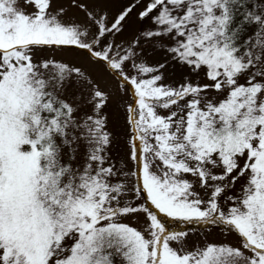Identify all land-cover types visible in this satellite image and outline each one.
Here are the masks:
<instances>
[{
	"label": "snow or ice",
	"instance_id": "obj_1",
	"mask_svg": "<svg viewBox=\"0 0 264 264\" xmlns=\"http://www.w3.org/2000/svg\"><path fill=\"white\" fill-rule=\"evenodd\" d=\"M112 3L0 0V264H264V0Z\"/></svg>",
	"mask_w": 264,
	"mask_h": 264
},
{
	"label": "rangeland",
	"instance_id": "obj_2",
	"mask_svg": "<svg viewBox=\"0 0 264 264\" xmlns=\"http://www.w3.org/2000/svg\"><path fill=\"white\" fill-rule=\"evenodd\" d=\"M120 0H113V3L109 5L112 11H116L120 7ZM139 9H137L138 11ZM69 15H77L78 18H82L81 14L76 13L75 10L69 12ZM141 27L138 21L135 19V12L132 17L129 19L128 24L126 25L125 31L121 36L117 37V41L124 40L129 41L132 39L134 33L137 29ZM148 51V63L155 64L157 62H163V56L161 53L152 54L150 50ZM45 54H49L48 50H45ZM52 55L56 58H63L65 60H72L77 63L84 64L86 67L94 73L96 79L101 83L102 86H115V80L110 76V74L104 72L102 66L88 65L86 59L83 55L79 54L78 50H63V51H52ZM187 74L186 69H180L174 64H170L167 71L165 72V82H177L180 81L182 76ZM196 79V77H193ZM204 83L203 79L200 81ZM122 123V121H121ZM239 187V185H237ZM199 190V189H197ZM159 218L162 222L165 223L166 228L171 231H188L189 235V246L191 247L194 243H203L205 239L209 241H230L233 244L239 243L238 237L234 232L228 231L227 227L220 224H203L201 223H192L186 224L182 221L175 220L170 217H165L163 214H159ZM143 219V216H141Z\"/></svg>",
	"mask_w": 264,
	"mask_h": 264
},
{
	"label": "trees",
	"instance_id": "obj_3",
	"mask_svg": "<svg viewBox=\"0 0 264 264\" xmlns=\"http://www.w3.org/2000/svg\"><path fill=\"white\" fill-rule=\"evenodd\" d=\"M201 225H203V223H201Z\"/></svg>",
	"mask_w": 264,
	"mask_h": 264
}]
</instances>
